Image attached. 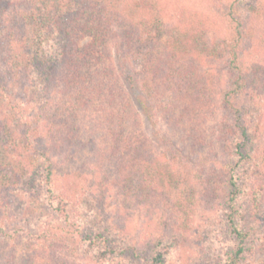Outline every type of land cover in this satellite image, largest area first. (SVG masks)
Instances as JSON below:
<instances>
[{
  "label": "trees",
  "instance_id": "16d2710c",
  "mask_svg": "<svg viewBox=\"0 0 264 264\" xmlns=\"http://www.w3.org/2000/svg\"><path fill=\"white\" fill-rule=\"evenodd\" d=\"M202 1L209 5L205 13L188 18L182 9L168 25L161 0H34V52L52 49L56 55L38 58L39 73L31 71L30 76L26 68L15 78H23L24 85H30L35 76L39 78L43 114L55 95L56 78L63 96L74 91L87 93L90 88L95 94L92 104L96 96L99 103L107 102L112 108L104 114L105 131L112 146L121 141L125 146L116 158L122 181L126 183L129 173L135 174L144 183L141 189L150 190L145 193L150 200L167 188L168 172L152 158L145 136L136 133L141 112H153L162 102L167 103L159 113L168 127V91L173 100L180 97L188 102L180 107L177 120L194 109L207 107L217 93L221 127L207 192L219 206L226 234L233 242L219 264H239L253 226L264 224V56L259 54L264 52V0ZM168 27L169 41L168 37L162 39ZM28 37L23 49L28 39L30 44ZM216 60L225 70L220 87L211 73ZM2 83L0 80V238L17 236L18 229L12 226L18 218L14 215L18 204L15 194L21 191V215L28 218L42 207L52 213L43 217L40 231L33 222L29 233L32 259L28 264H50L54 257L46 254L52 245L66 240L74 245L75 236L80 237L77 243L84 248L82 257L86 260L100 263L107 257L122 256L139 259L138 249L121 236H111L107 228L99 231L90 227L75 212L78 198L73 197L71 207L73 200L64 188L56 195L51 154L67 144L61 133V118L52 116L43 127L56 124L54 134L62 136L57 138L51 128L42 143L33 120L22 122L19 107L6 101ZM136 89L139 97L134 98L129 90ZM72 119L77 117L73 115ZM163 140L168 148L164 135ZM76 152L74 149L71 155ZM245 172L249 173L248 180L243 177ZM37 182L45 191L43 197L36 193L40 186ZM25 183L29 189H22ZM178 218L171 217L168 237L156 243L168 248L182 239L181 246H176L179 263L190 230ZM167 254V249H157L150 264H165Z\"/></svg>",
  "mask_w": 264,
  "mask_h": 264
},
{
  "label": "rangeland",
  "instance_id": "374dc122",
  "mask_svg": "<svg viewBox=\"0 0 264 264\" xmlns=\"http://www.w3.org/2000/svg\"><path fill=\"white\" fill-rule=\"evenodd\" d=\"M161 4L165 8L163 17L168 25L173 23L182 9L186 10V15L190 18L194 13H205L209 6L202 0H161ZM0 8V80L4 82L2 93L6 101L19 107L22 122L33 120L32 126L43 137L42 143H45L46 132L53 129L54 134L57 127L56 124L52 126L49 123L44 129L43 125L52 116L61 118V133L63 132L67 144L63 147L60 145V148L51 154V162L54 165L52 186L57 191L56 195L58 196V191L64 188L72 200L78 198L79 204L75 212L79 213L90 227L99 231L107 228L111 236H121L139 251V259L107 257L102 262L95 263L82 257L84 248L77 243L80 237L75 236L74 245L70 240L52 245L46 254L49 258L54 257L50 264H150L151 255L157 249L161 252L167 249L165 264H219L228 249L233 246V242L226 234L219 206L207 192V181L215 165L220 136L221 113L218 94H215L214 100L207 104V107L200 111L194 109L183 119L177 120L180 107L188 102L180 97L173 100L168 91V127L162 122L159 113L167 103L162 102V106L158 105V110L155 108L151 113L141 112L136 133L145 136L152 158L168 172L167 188L150 200L146 195L150 190L147 192L146 189H141L144 183L142 184L135 174L129 173L126 183L122 181L116 158L121 155L125 146L124 141L116 142V145L112 146L111 138L105 131L104 114L112 108L107 102L99 103V96H96L97 101L92 104L95 94L90 88L87 93L74 91L70 96H63L60 93L61 83L56 78L55 95L48 104L46 114H43L40 110V91L43 85L40 84L39 78L35 76L30 85H24L23 78H15L16 73H23L26 68L30 76L39 73L38 58H52L56 55L52 49L39 54L34 52V0H0ZM165 33L167 34V31ZM170 33L171 29L168 27V34H164L162 39L168 37L169 41ZM25 34L29 36L30 44L28 39V46L23 49L21 46L26 44ZM87 40H82L80 45ZM259 54L264 56V52ZM214 67L211 71L213 80L216 83L219 81L217 87H220L225 70L223 64L217 60ZM102 87L107 89L103 85ZM129 92L134 98L138 95L137 89ZM158 97L157 95L155 98ZM118 101L117 98L116 104ZM73 115L77 117L76 120L72 119ZM37 116L39 117L35 122ZM54 135L57 138L62 136ZM163 135L168 139V148ZM132 142L135 146V137ZM74 149L77 152L71 155ZM248 176L247 172L243 175L247 180ZM37 183L40 186L39 189L36 188V193L43 197L45 191L42 184ZM29 188L26 183L22 187ZM15 195L18 204L14 207V215L18 218L12 227H17L18 233L12 238H0V264L5 261H11L12 264H28L32 259V235L29 233L33 231V222L36 230L40 231L42 228H39V225L43 217L52 214L46 207H42L39 212L35 211L26 218L18 212L22 205L23 192H16ZM262 209L264 210V198ZM171 217H179L183 225H187L190 230L185 246L181 248L179 263L176 261V246H181L182 239H177L178 242L174 243L176 246L168 248L156 243L157 239L165 235L168 237V222ZM247 247L245 257L239 264H264V224L253 226Z\"/></svg>",
  "mask_w": 264,
  "mask_h": 264
}]
</instances>
